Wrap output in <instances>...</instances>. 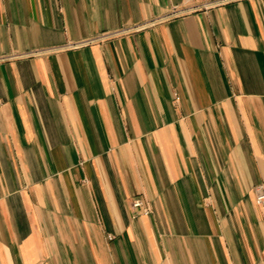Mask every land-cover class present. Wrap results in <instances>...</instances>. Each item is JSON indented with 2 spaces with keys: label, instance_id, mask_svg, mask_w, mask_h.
Here are the masks:
<instances>
[{
  "label": "crops",
  "instance_id": "crops-1",
  "mask_svg": "<svg viewBox=\"0 0 264 264\" xmlns=\"http://www.w3.org/2000/svg\"><path fill=\"white\" fill-rule=\"evenodd\" d=\"M198 5L0 0V264H264V0Z\"/></svg>",
  "mask_w": 264,
  "mask_h": 264
},
{
  "label": "built area",
  "instance_id": "built-area-1",
  "mask_svg": "<svg viewBox=\"0 0 264 264\" xmlns=\"http://www.w3.org/2000/svg\"><path fill=\"white\" fill-rule=\"evenodd\" d=\"M187 2H191V1H199V5L198 6H194L191 7V11L192 12H200V11H207L209 9H212L213 7L219 6V5H223L225 3H228L232 0H186ZM175 14V13H174ZM125 31L121 30L120 32H117L115 34H103L100 37L94 39V40H105L107 38L119 35V34H124ZM86 43H90V42H86ZM80 45H83V43H81ZM74 47H77L74 46ZM254 193H255V202L258 206H264V190L262 186H257L254 189ZM134 208H139L141 206V203L136 200L133 202L132 205ZM147 212V210H145Z\"/></svg>",
  "mask_w": 264,
  "mask_h": 264
}]
</instances>
